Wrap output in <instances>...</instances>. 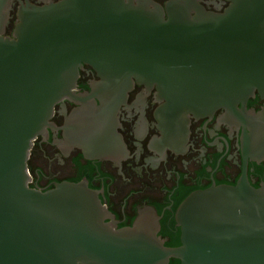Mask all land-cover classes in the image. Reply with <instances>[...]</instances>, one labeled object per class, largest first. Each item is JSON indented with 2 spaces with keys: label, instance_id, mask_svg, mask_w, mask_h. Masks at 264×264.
<instances>
[{
  "label": "water",
  "instance_id": "obj_1",
  "mask_svg": "<svg viewBox=\"0 0 264 264\" xmlns=\"http://www.w3.org/2000/svg\"><path fill=\"white\" fill-rule=\"evenodd\" d=\"M3 1L0 264H264V189L248 181L191 193L175 213L181 245L172 248L156 208L119 228L88 181L42 191L28 168L65 101L79 109L62 128L64 146L90 160L126 152L119 113L136 84L158 90L169 148L188 138L192 118L220 109L264 140V111L246 112L248 99L264 98V0H229L224 14L197 0H171L167 11L152 0H62L23 8L14 39L3 36ZM85 65L99 80L79 94Z\"/></svg>",
  "mask_w": 264,
  "mask_h": 264
},
{
  "label": "flooded vegetation",
  "instance_id": "obj_2",
  "mask_svg": "<svg viewBox=\"0 0 264 264\" xmlns=\"http://www.w3.org/2000/svg\"><path fill=\"white\" fill-rule=\"evenodd\" d=\"M60 1L4 0L1 13L8 14V19L3 36L14 39L23 8ZM152 1L167 11L171 0ZM197 1L211 14H224L231 5L229 0ZM191 16L195 17L196 12ZM98 80L97 72L85 65L78 81L79 94H90L91 84ZM162 104L156 88L148 90L136 84L119 113L118 134L126 152L103 160H90L81 149L64 146L62 128L79 107L68 101L59 104L49 138L40 136L34 142L28 161L31 187L48 191L59 183L88 181L115 216L119 228L133 226L139 210L147 206L163 216L162 226L166 214L171 215L191 193L214 186L237 187L248 181L256 189H264V140L251 137L248 126L230 122L227 111L220 109L212 117L192 118L188 138L178 147L169 148L157 119ZM238 108L243 110V104ZM263 111L264 98L260 94L247 100L248 114L258 116Z\"/></svg>",
  "mask_w": 264,
  "mask_h": 264
},
{
  "label": "trees",
  "instance_id": "obj_3",
  "mask_svg": "<svg viewBox=\"0 0 264 264\" xmlns=\"http://www.w3.org/2000/svg\"><path fill=\"white\" fill-rule=\"evenodd\" d=\"M180 204L173 209V213L171 215L167 213L165 219L162 221L163 230L161 231L160 236H162L163 238L164 237L169 238V241L166 243L167 247L175 248L181 245V231L180 228L177 227L175 221V213L178 207L180 206ZM170 264H181V263L179 260L172 259Z\"/></svg>",
  "mask_w": 264,
  "mask_h": 264
}]
</instances>
